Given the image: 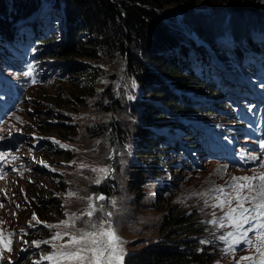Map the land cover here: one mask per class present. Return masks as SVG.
Segmentation results:
<instances>
[{"label": "rangeland", "instance_id": "rangeland-1", "mask_svg": "<svg viewBox=\"0 0 264 264\" xmlns=\"http://www.w3.org/2000/svg\"><path fill=\"white\" fill-rule=\"evenodd\" d=\"M200 3L188 9L174 8L171 16V10L165 8L159 11L158 16L166 23L175 17L181 18V23L189 25L198 22V26H204L214 22V28L217 25L223 27L221 31L224 28L239 27L242 34L253 31L246 24L261 25L264 33V0L259 3V13L231 10L229 7L214 8ZM56 24L46 35H58L60 40L65 27H62L59 20ZM40 30L41 26L36 25L26 37L33 51L35 48L40 50L36 54L38 58L35 69H23L21 65L16 66L19 72L9 71L8 67L0 69L3 70L0 74L4 77L8 76L4 75L7 73L14 78L8 80V85L15 84L24 93L23 98H15L7 115L0 120V141L9 143L0 147V152L7 154L4 159H0V204L3 205L0 207V231L5 234L13 233L11 251L3 252L0 264H50L42 256L50 252L51 245L41 244L37 248L32 242L49 240L54 231L63 232L62 227L53 230L46 225L57 224L72 213L79 216L81 212L87 211L88 201L80 198L93 194H103L108 198L97 201V204H103L113 212L114 227L126 242L124 247L127 253L142 245L161 242L165 238L177 239L180 226L177 221H169L175 213H183L185 218H191L193 224L198 226L184 235L196 238V250L202 256L201 261L189 264H252V261L240 259L246 256H256L259 260L256 253L257 238L252 233L248 234L254 241L251 246L238 242L234 251L226 254L223 251L226 245L217 237L237 230L231 226L222 228L219 224L214 225L208 221L221 217L228 208L206 207L204 200L207 197L193 194L217 185L225 186L226 190L231 191L227 189V185L232 177L264 174V150L259 151L264 139L255 140L251 134L242 131L241 128H245L246 124L231 118L232 112H229V107L222 99L214 100V105L224 109L216 111L218 114L215 112L216 116L213 117L185 115L182 111L160 107L156 97L151 94L153 89H158V84L145 75V71H155L151 58H142L145 66L139 71L131 70L127 55L119 52L108 55L107 52L100 51L97 56L99 59L86 56L45 58L50 51L48 54L41 53V48H49V45L44 47L37 44L36 36L42 38ZM89 33L94 37L99 34L94 30H88ZM98 38H103V35L100 34ZM136 46L135 49L140 52L138 45ZM18 48L21 52L24 51L20 46ZM225 49L223 52L226 58L241 72V67L248 71L255 69L231 60L229 55L232 49ZM12 57L15 58V55ZM3 62L1 57L0 64ZM61 62L67 66L61 67ZM72 64L77 67L81 64L76 71H83L81 67L86 66L85 64L93 71V82H86L81 91L69 80ZM254 65L263 70L264 55L261 61L255 60ZM220 70V90L221 85L234 91L233 88L245 89L249 84L238 71ZM74 74L81 76L79 79L74 78V81L83 82L82 73ZM156 74L165 76L157 71ZM133 81L135 87L132 86ZM258 81H262L259 76ZM191 102L193 106L197 105L194 99ZM145 108L155 109L150 115L143 117ZM162 111L164 114L160 116ZM174 118L185 123V126L173 128L172 125L171 129L169 121ZM56 127L64 128L66 136L51 130ZM142 129H147L148 135L153 138H161L162 135L164 139H160V142L164 146H158V142L154 140L152 144L155 145V150L136 153L138 146L150 142V137H142ZM230 130L239 132L227 157L218 158L209 153L202 155L195 149L197 143L189 144L196 138L190 137L188 140V137L193 133L197 134V131L202 136L213 132L224 134ZM53 141H59V145ZM182 144L188 146L186 151L191 150V154L198 157L194 159L192 166L181 161L185 152L178 153L179 156L174 158L171 152L177 151L167 148L175 145L182 147ZM150 160L147 164L153 163L152 166L157 168L158 173H144L133 166L139 162L138 168L142 169ZM81 164L88 167L81 168ZM105 166H111L114 172L100 184H96L99 174L91 169ZM70 191L77 193V196H68ZM112 198L116 200L114 208L110 204ZM215 203V200H209V204ZM232 207H235V202ZM213 212L215 216L212 215ZM33 214L40 221L39 224L33 220ZM76 227L84 225L77 223ZM237 235L240 236V233L237 232ZM202 240L210 243L202 244Z\"/></svg>", "mask_w": 264, "mask_h": 264}, {"label": "trees", "instance_id": "trees-1", "mask_svg": "<svg viewBox=\"0 0 264 264\" xmlns=\"http://www.w3.org/2000/svg\"><path fill=\"white\" fill-rule=\"evenodd\" d=\"M260 1L262 0H0V58L2 57L5 62L14 55H22L18 46H29L27 33L30 34L36 25L41 26L39 35H42V38L36 36V40L39 46L49 45V48H41L43 49L41 53L48 54L50 51L45 58L86 56L97 59L100 51L107 52L108 55L119 52L127 55L128 67L136 71L145 66L142 58H151L155 71H145V75L158 84H156L158 89H153L151 94L156 97L155 100L160 107L182 111L185 115L214 116L216 110L206 108L203 102L206 101L204 98H216L222 92L219 85L220 69L240 72L239 68L226 58L223 51L225 48L232 49L229 55L231 60L254 67L256 73L260 72L254 61H261L264 55V33L261 25L246 24L253 31L242 34L239 27L224 28L221 31L223 27L217 25L214 28V22L204 26H198V22L189 25L181 23V18L175 17L166 23L164 19L159 18V11L169 9L171 16L174 8L188 9L201 2L200 4L214 8L229 7L231 10L259 13ZM57 20L65 27L60 40L58 35H46L53 29L52 27L57 26ZM48 26L51 28L47 29ZM88 30L98 32V36L101 34L103 38L88 34ZM136 45L140 52L135 49ZM34 52L35 56L30 61L36 65L38 58L36 54L40 53V50L35 48ZM61 63H63L61 67L67 66L64 62ZM85 65L81 67L83 71L80 72L76 70L81 64H78V67L72 64L69 71V80L78 86V91H81L86 82L94 80L92 69ZM156 71L165 76H158ZM74 72L84 75L83 82L74 81V78L81 77ZM199 97L202 99L199 100ZM193 99L197 104L195 106L191 102ZM225 102L228 107L233 108L234 104L229 99ZM154 109L145 108L142 116L150 115ZM204 109L207 110L203 111ZM162 114L163 111L160 116ZM169 122L171 129L184 126V123L176 118ZM63 129L56 127L51 130L65 137ZM147 131L142 129L141 134L142 137H150L148 139L150 142H144L143 146L137 145L136 153L155 150L153 148L155 145L152 144L154 140L158 142V146H164L160 142V139H164L162 135L161 138H153ZM142 137L140 140L144 141ZM176 150L177 154L174 152L172 154L174 158L180 153L179 149ZM151 160L147 161L142 169L138 168L139 162L133 166L144 173H158L157 168L152 166L153 163L147 164ZM176 221L180 226L177 239L165 238L161 242L132 249L125 257V264H189L201 261L202 256L196 250L198 244L196 238L184 235L198 226L193 224L191 218H185L183 213H175L169 223Z\"/></svg>", "mask_w": 264, "mask_h": 264}, {"label": "snow or ice", "instance_id": "snow-or-ice-1", "mask_svg": "<svg viewBox=\"0 0 264 264\" xmlns=\"http://www.w3.org/2000/svg\"><path fill=\"white\" fill-rule=\"evenodd\" d=\"M132 86L135 87L134 81ZM129 98L134 99V97ZM53 142L59 145V141ZM261 146L264 147V141L261 142ZM6 155V153L0 152V159H4ZM80 167L88 166L81 164ZM91 170L99 174L95 180L96 184H100L114 172L111 166ZM227 189H231V191L226 190L225 186L217 185L193 195L207 197L204 200L206 207L228 208L221 217L208 221L214 225L219 224L222 228L231 226L240 233L238 236L237 232L229 231L217 237L220 242L226 245L223 249L226 254L233 252L234 246L238 242L251 246L254 241L248 234L252 233L257 238L255 241L258 244L256 253L260 259L257 260L256 256H246L240 259L252 261V264H264V174L234 176L227 185ZM67 195L75 197L77 193L70 191ZM80 199L88 201L87 211L81 212L79 216L72 213L67 219L61 220L57 224H47L46 227L49 229L55 230L62 227L64 231H54L49 240L32 242L37 248L41 244L51 245L50 252L43 254L42 259L50 264H125L127 250L124 244L126 242L114 227L113 212L107 210L103 204H97V201H104L108 198L103 194H93ZM209 200H215L216 203L209 204ZM233 202H235V207H232ZM110 204L113 208L116 206L115 198L110 200ZM2 206L0 204V207ZM97 213L100 215L98 216ZM212 215L215 216V212ZM33 220L37 224L40 223L35 214H33ZM224 221L228 223L225 224ZM77 223H82L84 227L77 228ZM29 224L31 226V221ZM12 235L11 232L5 234L0 231V258L4 251H11ZM57 241H63V243H56ZM201 243H210V241L202 240Z\"/></svg>", "mask_w": 264, "mask_h": 264}, {"label": "bare ground", "instance_id": "bare-ground-1", "mask_svg": "<svg viewBox=\"0 0 264 264\" xmlns=\"http://www.w3.org/2000/svg\"><path fill=\"white\" fill-rule=\"evenodd\" d=\"M236 77V76H235ZM240 83V82H239ZM235 85V84H234Z\"/></svg>", "mask_w": 264, "mask_h": 264}]
</instances>
